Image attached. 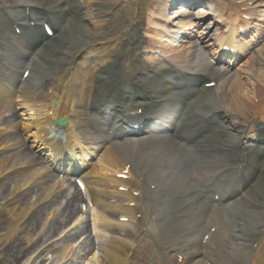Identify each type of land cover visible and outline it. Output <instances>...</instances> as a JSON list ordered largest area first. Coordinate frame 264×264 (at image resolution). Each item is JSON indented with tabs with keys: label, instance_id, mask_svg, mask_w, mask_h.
<instances>
[{
	"label": "bare ground",
	"instance_id": "1",
	"mask_svg": "<svg viewBox=\"0 0 264 264\" xmlns=\"http://www.w3.org/2000/svg\"><path fill=\"white\" fill-rule=\"evenodd\" d=\"M12 1L15 3L14 5L8 3ZM44 1L0 0V13L5 12L21 20L24 12L23 6L28 5L32 8L42 6ZM140 1H138L139 7L134 11L129 7L132 14L125 12L127 6H130L129 0H52L47 6L57 23L60 42H50L46 48L39 51L33 62V74L36 78H28L19 91L20 102L27 107L29 119L35 120V129L40 126L41 121L39 120L43 118L45 108L52 105V101H55L56 104L60 101V104L63 103L60 111H58V107L55 108V115L58 113L59 116H65L68 112L75 111V104L81 102L82 97L85 96V106L77 108V113L80 114L77 117L78 121L71 119L68 122L73 138L65 136L67 144L75 143L74 146H78V128L86 130L90 135L88 119L97 121L98 118V112L88 111V106L90 105L92 110L97 111L98 108L104 106V102L108 103L114 100L118 89L125 90L130 95L138 93L144 97L151 96L153 99L170 97L175 94L159 78V75L166 74L168 69L162 56L169 58L171 62L179 66L190 68L189 70H195L198 66L203 65L207 58L196 51L198 37L191 42L188 41L190 44L181 52L172 53L160 44L162 41L170 42V39L163 38L161 31L157 32L156 28L161 27L168 36L174 33L180 34L191 29L196 25L194 20L202 18L208 12H196L195 18L192 19L193 13L189 11V8L184 7L185 5H180L179 9L174 8L171 15L167 13L171 7H176L178 0H166L165 3H161L162 8L158 12L146 8L147 4L144 0L142 3ZM251 1L243 0L236 6H228V3L225 4V2L218 4L219 6L217 3L215 4L220 12L223 10V14L224 10L232 12V16H227L230 18L228 29L235 32L238 30L239 24L250 26L251 22L239 17L238 14L240 8L252 11ZM254 1L257 6H264V0ZM141 10L143 14L138 17ZM19 12L21 17L18 16ZM108 15H114L116 20L109 24L105 23L107 20L105 17ZM6 18H8L7 15L4 17L0 15V55L3 56L1 46L5 44V36H10L11 33L8 22H4ZM168 23H172V27H169ZM202 24L207 29L211 22ZM148 27L151 29V34L145 33ZM188 31L190 32V30ZM190 34L192 33L190 32ZM233 34L236 39L239 37L237 33ZM146 37L150 39L147 38V40ZM155 39L157 41H154ZM104 43L113 44V48L116 47V51L111 52L113 48L108 46L107 52L113 56L110 60H108L109 54L108 58L99 64L91 65L94 69L89 66L84 68L82 60L78 63L77 59L82 54L92 53L98 49V45ZM147 45H150L149 48L154 52L159 50L164 53L161 56L144 58L143 55L148 49ZM18 46L17 48L22 49H18V52L29 54L30 51L25 45ZM253 57V63L250 64L251 61L248 63L251 69L246 83L250 86L246 91H244L245 81L235 71L196 102L197 107L206 106L208 110L222 111L223 125L220 126L222 127L220 130H226L225 134L220 135L217 132L213 133L211 137L219 139L221 147H233L241 151H246V148L254 150L250 138L243 135L246 128H252V134L255 126H259L254 120L255 118L264 119V46L258 48L252 59ZM3 58L7 60L6 56ZM247 62L245 63L247 64ZM48 64L55 68L51 73L45 72L48 70ZM59 70H61V74H58ZM71 70L72 74H70ZM86 82L89 86L84 91ZM91 83L96 84L94 92H90ZM225 83L227 84L225 85ZM49 88L52 90L51 93L48 92ZM8 99L9 92H0V116L5 111ZM256 101L263 104L257 105ZM67 103L72 106L71 109H67ZM251 112L256 114L253 120L245 119L243 122L239 120L245 115H250ZM14 115V113L11 116L7 115V118L0 121L1 124L8 126H5L8 129H15L17 124ZM31 134L34 136L28 146H26V140L30 134H26L25 137H19L20 134H12L7 137L0 135V145L6 141L2 147L7 149V153L0 156V219L7 224L6 232L0 234V254L7 259L9 264H20L23 257L29 253L34 254V250L39 247L41 238L44 237L46 241L50 239L61 225L78 211L81 200L79 191H71L73 188L67 181L59 180L55 189L51 185L48 187V177L51 175L47 167L28 149L35 145L38 149L42 147L40 134L37 131H33ZM142 143L141 141L124 143L115 149L113 147L112 150H107L99 161L105 160V166L109 171L95 168L89 172L88 176L91 178L92 175L100 177L103 174L107 175L108 181L104 186L91 187L88 201L93 204V208L98 213L99 225L107 226L110 235L104 236L99 241L96 237V241H92L88 234L80 245V249L86 252L92 246H98L102 254L95 258L96 264H145L149 258L153 259L154 257L157 259L155 264H183V262H177L174 254L178 255L179 252H183L181 246L186 242V239L195 245L196 250H200L195 236L203 234L206 225L213 224L217 227V236L225 238L230 232L236 238L230 251L227 250L224 242L222 244L219 241L223 254L222 264H264V154L259 159L263 164L262 171L256 175L253 188L230 207L236 219L232 218V221L228 223L223 209L216 205L206 208L202 205L203 200L196 199V195L192 193L196 183L193 182V177L189 181L190 174L186 173L189 171L182 168V164L186 160L184 153L178 152L180 146L176 140L154 144L150 151L144 150ZM186 153L191 159L194 158L188 150ZM217 158L222 164L221 167L234 164L231 151L223 152V155ZM156 162L166 164L168 167L166 169L158 168ZM127 164L131 165L129 174L137 177L134 181L124 180L115 175L118 169L126 168ZM92 179L97 181L96 178ZM8 180H13L15 185L5 193L4 186ZM109 183L115 187L128 186L127 192L117 191V194L123 195L129 203L134 202V206L109 201L108 196L110 199L116 196V193L111 194L103 188ZM150 186H154V189ZM36 187L38 193L41 189H46L48 194L42 195V192L38 197L34 193ZM67 191L69 193L68 198H65L64 206L61 209H54L51 216H48L46 214L48 208L55 207L53 203L57 202V199ZM134 191H137L140 196H135ZM144 191L147 193L144 194ZM27 195L29 198L25 201L23 197ZM147 195L148 199H146ZM203 199L206 201L205 198ZM158 203H162L164 206L159 212L165 217L164 225L169 224L173 227V231L162 227L158 228L157 226L160 224L157 222L159 221L153 220L155 217L151 215V207ZM189 212H193L194 216H188ZM137 214H140V218L135 220ZM121 216L127 217L128 220L134 219L137 225L119 222L118 218ZM43 219H45V223L38 233V237H29V241L32 243L25 247L16 232L20 230L24 222H29L30 230H34ZM144 230H148L154 235V239L149 240L151 244H144L142 243L144 239L140 240L139 235ZM88 232H90L89 226L82 223L72 234L63 239L71 240ZM174 238L176 240H173ZM12 243L17 244L15 249L10 250L8 245ZM255 243L257 246L253 248ZM152 245H155V248ZM69 252L65 250L62 255L68 256ZM43 253L42 249L37 251L31 258V263L44 264L41 259ZM247 259H251V263H247ZM206 261L209 260L206 257L198 256L196 252L193 259L186 264H206Z\"/></svg>",
	"mask_w": 264,
	"mask_h": 264
},
{
	"label": "rangeland",
	"instance_id": "2",
	"mask_svg": "<svg viewBox=\"0 0 264 264\" xmlns=\"http://www.w3.org/2000/svg\"><path fill=\"white\" fill-rule=\"evenodd\" d=\"M50 1L51 0H46V2H47L46 4H48ZM138 1L139 0H136V1L132 2V3H130V6H127V8H126L127 11H125V12L131 13V12H129V11H131V9L129 8V7H131V5H132L133 11H134L135 7L136 8L139 7ZM140 2L142 3V1H140ZM149 2H150V0H145L146 4H148ZM251 6H252V8H254L256 6V2L252 3ZM144 9H145V6H144ZM263 9H264V7H260L259 6L256 9V11L253 13L252 16H255L256 18H259V17L260 18H264V11H260V10H263ZM142 10H141V14H138V17L142 16V14H143ZM113 21H115L114 18H110L109 22L112 23ZM262 21H264V20H262ZM154 41H157V40L155 39ZM161 45L163 46L164 44L161 43ZM100 46H102V45H100ZM100 46H98V47L100 48ZM110 47H113V46H110ZM115 48L116 47L113 48L112 52L116 51ZM182 48H183V45L180 43V45H178V47H170V51H172V50H180ZM104 49L105 48H100L96 54H92L93 55L92 58L97 59V58H100L101 56H104L105 55V50ZM102 51H104V52H102ZM149 55H151V54L148 53L147 58H149ZM89 58H91V57H89ZM85 61H86V59H85ZM85 63L88 64L89 62L87 61ZM89 67L92 68V66H89ZM250 69H251L250 65L242 66L241 69L238 70V73H237L238 75H240L241 79L243 81H245L244 82V91H246V89L250 86V85H248L246 83L247 77H249V75H250ZM261 104H263V103L257 102V105L261 106ZM18 106H17V109H15L14 111L16 113H18V115H17V124L22 130L23 122L21 121V119L24 118L25 112H24V108H22V106H20V105H18ZM258 109H260V108L258 107ZM22 113H24V114L21 115ZM254 115H255V112H251V115L249 116V119L252 118ZM3 153H4L3 150L0 149V154H3ZM9 187H10L9 186V182L7 181V183L4 186L5 193L7 192ZM122 199L123 198L120 197L119 198V202L123 201ZM51 211H52V209L49 208L46 211V214L48 216L49 215L51 216ZM86 213L87 212L81 213L80 215L78 213H76V215L73 217V218H75L74 221H73V219H71L68 222H66L63 226L61 225L63 227V229L59 228L58 231L50 239H48L47 241L45 240L44 237H42L41 241L39 242V247L36 250H34V254L37 253V251H39L40 249H42L44 253L42 254V258L41 259H43L44 264H96V259L95 258L102 254L100 249H98L97 247H91V248H89V251L84 252L82 249H79V247L81 245L80 242L82 241V239L78 240L77 237H74L71 240L66 239L67 241H65L63 239L64 237H66L69 234H71L75 230L76 226H78L80 223H83V222H86L87 224H89L91 231H93L92 225H94L95 222H96L95 213H94V211H90L89 214H86ZM44 223H45V219H43L42 222L38 225V227L34 228V230H30V227H29L30 223L29 222H24V224H22V226L20 227V230L17 231L16 234L18 236H20V239L22 240L23 245L25 247L32 243L31 241H29V237H31V238L32 237H38V233L42 230ZM0 224L2 226V228L0 229V234H3L4 232H6V225L7 224L5 223V221H2V219H0ZM95 233H100V234L107 235L108 231L107 230H103V229H100V230L97 229V230H94V234ZM42 243H43V245H42ZM49 243H51V244L48 245ZM16 244L17 243L9 244L8 248L10 250L15 249V245ZM71 246L74 247L73 251H71L68 256H66V257L63 256L62 254L65 252V250H68V248L71 247ZM34 254L33 253H29L27 256L23 257L20 260V264L25 263V262H27L28 264H37V262L31 263V258L33 257ZM0 264H9L7 259L1 254H0Z\"/></svg>",
	"mask_w": 264,
	"mask_h": 264
}]
</instances>
